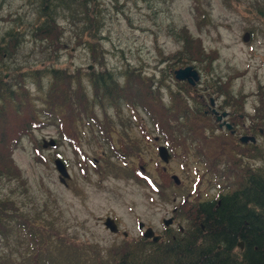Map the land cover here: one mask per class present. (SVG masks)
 <instances>
[{"label":"trees","instance_id":"obj_1","mask_svg":"<svg viewBox=\"0 0 264 264\" xmlns=\"http://www.w3.org/2000/svg\"><path fill=\"white\" fill-rule=\"evenodd\" d=\"M41 1L38 18L44 22L40 28L25 34L16 24L0 35L1 63L4 65L9 50H19L29 36L35 43L34 48L40 46L42 51L48 49L44 47L45 43L56 50L87 49L89 60L99 69L91 70L90 66H86L70 70L50 62V67H42L41 70L23 71V67L20 72L10 73L17 75V81L5 85L3 76L7 70L0 65V116L3 118L0 122V188L4 186V181L10 183L7 188L9 194L0 198V249L3 250L2 246L10 247L11 232L27 240L23 239L26 251L19 256L0 251V264H264V238L257 236L259 231L253 225L258 223L251 219L253 215L260 216L256 226L264 233V166L258 164L254 171H251L250 165L243 167L247 171L241 167L243 174L234 175L228 173L226 164L219 174L209 171L207 159L210 141L215 146L225 142L220 139L222 133L234 139V148H243L257 160L264 159L263 152L254 143H242L239 138L240 135H251L256 140V136L261 134L259 129L264 124V113H260L264 111V98L260 97L253 114L244 113L245 99L243 101L242 95L228 86L222 76L214 73L210 64L214 60L212 50H206L202 41L193 37L186 25L173 28L181 46L172 53L171 60L164 61L166 67L160 70L159 77L155 78V72L145 75L142 67H131L119 72L118 79L105 65L100 33L103 22H100L98 1L79 0L74 7L70 6L71 0H66V3L62 0ZM194 1L200 9L197 0ZM262 3L264 6V0ZM259 6H256V12L264 20V7ZM51 7L54 11L50 10ZM62 7L66 10L73 7L74 10L72 14L66 12L67 17L61 16L62 19L81 23V33L73 31L76 41L72 46L61 42L62 28L56 24L60 19L59 10L64 11ZM197 13L206 17L201 9ZM50 21L52 24L47 27ZM6 65L10 66L7 62ZM185 66H192L198 74L199 78L193 84L187 79L175 77L176 71ZM30 85L35 86L34 93L29 90ZM164 94H168V102L163 100ZM6 107L9 110L5 112ZM123 108L130 114L123 113ZM217 108L226 110L242 123L248 118L249 127L238 129L240 124L228 122L238 130L231 132L225 124L216 120L213 110L218 111ZM112 109L113 113L110 112ZM113 119L119 120L122 128L114 127ZM50 124L58 129L60 143L75 149L81 133L83 135V128L91 127L90 131L96 129V135L92 132L93 138L110 150L97 155L103 159L105 167L96 159L90 161V166L98 175H111L118 166L164 198L165 188L174 192L180 185L175 184L169 169L160 167L158 155L157 158L146 159L145 148L150 144L157 147L165 145L171 156L183 161V170L190 176L193 171L192 176L193 173L195 176L190 182L191 188H199V182L206 176L209 183H212L210 179H217L222 190L218 196L197 201H190L188 197L181 199L173 207L177 228H164L159 241L153 243L142 235L133 239L124 237L103 254L98 245L80 242L75 236L68 235L67 229L59 225L55 216H47L46 204L41 205L43 211L39 205L37 209L33 206H29L28 210L26 208L25 200L31 202L28 182L13 160L12 153L22 137ZM215 128L221 134L215 135ZM152 134H157L162 144H156ZM82 159L84 168H87L88 160ZM152 161H155L158 183L153 175L147 173V162ZM195 162L202 163L204 174L194 171ZM226 177H230V183ZM250 191L261 192L262 199L248 196ZM200 193L196 191L197 199L202 196ZM173 195L177 197L178 194ZM182 205H186L187 210ZM20 237L16 240L19 241ZM240 241L243 242L242 249L238 246Z\"/></svg>","mask_w":264,"mask_h":264},{"label":"rangeland","instance_id":"obj_2","mask_svg":"<svg viewBox=\"0 0 264 264\" xmlns=\"http://www.w3.org/2000/svg\"><path fill=\"white\" fill-rule=\"evenodd\" d=\"M62 1L66 3V0ZM97 1L98 9L101 10L102 20L100 19V22H103L100 33L105 65L117 77L119 72L131 67H142L145 75H152L155 72V78L159 77L160 70L166 67L164 61L171 60L172 53L180 49L181 46L173 34V28L186 25L192 36L202 41L206 50H212L214 60L210 64H212L211 69L214 73L222 76L223 81L240 93L243 101L245 99L242 107L244 113L253 114V108L260 101V97L264 98V20L260 19L256 12V6L264 7L261 5L263 0H197L201 12L206 15L205 18L197 13L200 12V9L194 0ZM42 2L41 0H0V35L16 24L19 25V30L22 29L25 34L30 30L35 32L44 22L43 19L38 18ZM76 2L78 3L79 0H71L70 6L75 5ZM53 3L57 4L54 1ZM66 5L69 9V5ZM72 8L70 10L63 8L64 11L59 10L60 19L56 23L62 28L61 42H65L69 46H72L76 41L73 38V31L81 33L79 29L81 23L72 22L70 19L65 21L61 18V16L67 17L66 12L72 14L74 11ZM50 10L54 11L52 7ZM4 18L6 19L4 20ZM80 22L82 21L80 20ZM51 24V21L47 23V27H50ZM82 28H84V24ZM26 40L16 52L8 51L4 65L0 61V65H3L4 70H7L5 73L8 74V78L4 82L5 85L7 82L13 84L17 81V75L10 73L20 72L19 69L23 67L25 68L23 71L41 70L42 67H50V62H55L56 67L70 70L86 66H92L91 70L98 71L99 69L89 60L87 49L79 47L74 50L72 47V51L58 50L59 48L56 50L52 45L45 43L43 45L48 49L42 51L40 46H37L38 49L34 48L35 43L29 36ZM45 52L48 53L42 56ZM35 55L37 59H35ZM6 62L10 66H7ZM29 90L34 93L35 86L30 85ZM163 100L168 102V94H164ZM4 110L8 111L9 107ZM110 112L113 113V109ZM123 113L130 114L126 108H123ZM263 113L264 111L260 114ZM40 118L44 119L41 115ZM2 120L3 118L0 116V122ZM101 121H103L102 115ZM144 121L146 120L144 119ZM227 122L238 123L240 124L238 129L242 128L243 130L250 125L248 118H245L243 123L240 121L242 124L236 117H231ZM120 124L119 120H112V125L118 129L122 128ZM90 129L91 127L83 128V135L81 133L80 142L75 145L77 146L75 149L66 143H60L58 129L50 124L49 127L22 137L16 145L12 157L24 179L28 182L31 202L25 200L27 210L29 206L37 209L39 205L43 211L41 205L46 204L48 207L47 216L50 218L55 216L59 225L61 224L67 229L68 235L75 236L80 242L98 245L103 249V254L111 250L113 245L119 244L122 238L133 239L141 235L137 225L138 221L144 222L143 229L150 226L155 233H162L164 229L162 219L166 220L174 215L173 207L177 206L181 199L188 197L187 199L190 201H197L212 197L222 190L217 179L212 178L210 179L212 183H209L206 176L199 182V188H191L190 182L195 176L194 173L192 176L193 171L191 170L190 176L182 169L183 161L171 155L166 163L158 157V164L160 167L169 169L173 180L177 179L176 184H179L180 187L175 188L173 185L174 192L165 188L164 198L159 192L151 190L148 185L137 180L133 174L118 166L116 171L112 170L111 175L106 177L98 175L90 166V161L96 159L100 161L102 167H105L103 159L97 155L109 153L110 150L105 144L101 146L97 138H93V134L96 135V129L94 131H90ZM259 130H262L263 134L256 136L254 145L264 155V124ZM134 132L138 137L137 131ZM236 132H238L237 129ZM213 133L221 134L217 128ZM157 136V134H152V137ZM222 138L225 142H222L221 145L215 146L213 141H210L208 145L207 159H209L210 172L215 171L221 174L223 171L221 169L226 164L230 171L228 173L234 175L242 173L243 169L247 171L246 168H243L245 166L250 165L251 171H254L258 164L264 166V159L257 160L249 156L243 148H234V139L227 137L226 133H222L220 139ZM52 139L57 142L53 147L49 144ZM156 144H162L160 138ZM156 148L155 144L146 146V159L157 158ZM56 157L67 162L69 180H61L54 165ZM241 157L243 158L239 161L238 159ZM82 158L88 160L87 168H84L85 162ZM154 162H147V173L153 175L158 183L159 178L158 180L156 178L158 173ZM194 170H197L199 174H204L202 163L195 162ZM226 179L230 183V177H226ZM235 179L239 181L237 178ZM9 185L10 183L4 181V186L0 188V198L9 194L7 189ZM196 191L201 192L200 199H197ZM173 193L178 194L177 197ZM259 193L261 192L250 191L248 196L260 200L263 195ZM181 207L184 210L188 208L186 205ZM178 209L180 210V208ZM256 216L259 217V221ZM256 216L253 215L251 219H254L253 222L259 225L261 218L259 215ZM106 217L116 220L119 232L112 233L104 226ZM170 225L175 230L177 220ZM256 225L253 226L256 231H259L257 236L264 238L262 228L260 229ZM17 237L20 236L11 232L10 247L2 246L3 250L0 249V251L12 254L14 257L25 253L26 248L23 242H27V240L20 237L17 241Z\"/></svg>","mask_w":264,"mask_h":264},{"label":"water","instance_id":"obj_3","mask_svg":"<svg viewBox=\"0 0 264 264\" xmlns=\"http://www.w3.org/2000/svg\"><path fill=\"white\" fill-rule=\"evenodd\" d=\"M90 69H91V67H90ZM175 77H177L180 80L187 79L191 84H193L194 81H196V79L198 78L196 70L192 69L191 66H186L183 69H179L178 71H176ZM226 115H227V112H223L221 114V116L217 117V121H221L222 116H226ZM226 126H227V128H231L230 124H226ZM248 139H250L251 141L254 140L253 138L245 135V137L241 138V141L246 142V140H248ZM49 144H50V146L53 147L55 145V140H53V139L50 140ZM45 146H46V144L44 145V147ZM158 149H159L158 153H159L160 159L162 161L168 162V159L170 157L168 150L164 146H160ZM54 165H55L56 170H57L58 174L60 175L62 181L70 179L69 173L67 171V167L61 159H59V158L55 159ZM175 181L177 182V179ZM172 222H173L172 218H167L166 220H164V225L165 226L169 225ZM104 226L112 233L116 234L118 231L117 224L113 218H110V217L105 218ZM143 226H144V223L140 222L139 223V229H142ZM143 232H144L143 236L145 238L151 239L152 242H154V243L157 242L161 238L160 235H157L153 232L151 227L145 228V230ZM125 235H126V233H125ZM238 246L240 247V249H242L243 248V242L242 241L238 242Z\"/></svg>","mask_w":264,"mask_h":264},{"label":"flooded vegetation","instance_id":"obj_4","mask_svg":"<svg viewBox=\"0 0 264 264\" xmlns=\"http://www.w3.org/2000/svg\"><path fill=\"white\" fill-rule=\"evenodd\" d=\"M3 77H4V79H7V78H8V74L6 73ZM217 110H218V108H217ZM223 111H226V110H221V111L218 110V112L216 113V117H217V115H221V113H222ZM231 117H233V116H231V115L229 114V112H228L227 117H226V118H222L221 121H220L219 123H222V124H223L224 121L227 122V120L230 119ZM227 123H228V122H227ZM227 129H230L231 132H233V131L236 132V129H233V125H231V128H227ZM259 131H260V133L262 134V130H259ZM246 136H248V137H253V136H250V135H246ZM241 137H243V136L240 135L239 138H241ZM253 138H254V137H253ZM240 141H241V139H240ZM247 141L252 142V143H254V144L256 143L255 138H254L253 141H251L250 139L246 140V142H247ZM241 142H242V141H241ZM246 142H242V143H246ZM249 156H251V155H249ZM254 167H255V166H254ZM216 195H217V196L219 195L218 192L216 193Z\"/></svg>","mask_w":264,"mask_h":264}]
</instances>
